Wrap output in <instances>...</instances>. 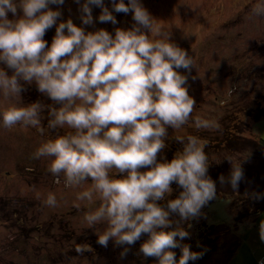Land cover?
I'll return each mask as SVG.
<instances>
[{
	"label": "clouds",
	"instance_id": "9594fccd",
	"mask_svg": "<svg viewBox=\"0 0 264 264\" xmlns=\"http://www.w3.org/2000/svg\"><path fill=\"white\" fill-rule=\"evenodd\" d=\"M50 4L63 5L64 0H20L18 5L14 0H0V63L13 73L9 76L0 69V96L14 101L25 91V84L34 82L39 93L57 105L48 109V129L67 127L72 131L44 142L34 158H54L48 171L57 178L63 175L65 187L91 181L76 199L92 203L95 197L99 201L83 217L89 228L106 225L98 234L99 245L107 247L112 238L116 245H133L142 234H150L140 252L158 258L159 264H177L176 254L168 249L180 247L176 237L183 240L188 233L179 228L158 229L171 226L170 214H178L182 220L199 217L201 209L217 198L216 183L208 175L206 140L178 135L175 140L182 151L170 162H158L167 147L169 127L177 131L191 122L197 130L220 128L215 119L193 117L196 101L184 86L187 77L175 70L190 72L194 60L169 42V33L139 0H129L127 5L124 0H112L115 12L134 13L136 23L131 30L118 28L114 37L103 29L86 34L69 19L59 24L51 47L45 50L46 30L61 15L42 11ZM90 5L102 9L101 23H117L103 0H86L81 6L84 25L93 23ZM18 7L23 17L9 20L8 12L16 15ZM252 14L264 16V2L257 3ZM43 109L39 102L26 107L11 104L2 112V125L6 129L17 125L34 128L43 135ZM226 159L232 171L227 179L220 176V184L230 185L235 192L244 172L240 162ZM173 183L182 191L178 198L167 201L165 210L158 202L172 195ZM44 203L56 207V196L49 193ZM259 235L264 241V221ZM75 250L83 254L88 246ZM127 251L125 248L121 256ZM202 255L185 245L179 264H189Z\"/></svg>",
	"mask_w": 264,
	"mask_h": 264
},
{
	"label": "rangeland",
	"instance_id": "374dc122",
	"mask_svg": "<svg viewBox=\"0 0 264 264\" xmlns=\"http://www.w3.org/2000/svg\"><path fill=\"white\" fill-rule=\"evenodd\" d=\"M14 2L18 5L20 0ZM85 2L86 0H79V3L76 0H64L63 5L50 4L42 11H59V24L71 19L86 34L103 29L114 37L116 29L131 30L136 23L133 12L117 13L112 8V0H103L104 6L116 18L117 23H101L99 16L102 9L90 5L93 23L84 25L81 6ZM115 2L119 3V0ZM139 2L169 33V42L185 50L194 60L195 66L190 72L183 68L175 69L187 77L184 86L196 101L193 117L215 119L220 125V121L226 117L224 115L233 108L244 119V112L251 101L264 91V76L257 81L250 74V68L260 66L263 61L264 16L253 15L252 8L264 0ZM124 3L129 4V0H124ZM7 16L9 20L15 21L23 17V11L18 7L16 15L8 12ZM142 32L150 36L148 30L142 29ZM64 34L68 35L67 29ZM50 47L46 42L45 50ZM0 69L5 70L9 76L13 74L3 63H0ZM27 86V91H23L21 97L14 101L0 96V264H159L158 258L145 257L140 252L150 234H142L133 245H116L114 238L109 240L107 247L97 243L98 234H102L106 225L98 224L89 228L83 217L86 212L95 210L99 201L95 197L92 203L76 199L77 193L90 187L91 181L76 188L65 187L63 175L57 178L48 171L54 158H34V153L44 142L72 130L67 127L48 129V109L57 105L39 93L34 82ZM35 102L44 106L41 112V126L45 129L43 135L34 128L25 129L19 125L12 129L3 127L2 112L5 108L11 104L26 107ZM247 121L249 132L246 131L245 137L264 141V118L257 121L247 118ZM215 131L197 130L191 122L177 131L169 127L167 147L158 156V162L168 159V146L176 143V136H198V133L209 136ZM206 154L208 162L214 164V167L225 169L222 170L227 171L229 176L232 164L226 158L231 157L233 163L240 162L244 178L239 186L245 185L247 192H252L255 188L250 173H260L258 185L263 188V192L259 196L264 198L263 149L248 147L236 153L209 151ZM147 170L150 169L140 171ZM57 179L59 183L56 182ZM49 193L56 196V207L45 205L44 201ZM77 204L79 207H76ZM169 219L172 221V228L168 231L179 228L188 233L183 240L176 237L180 247L168 249L176 254L177 264L185 245L189 246L191 252L203 254L202 258L190 260L189 264L264 263V241H261L259 235L264 211L255 221L238 223L234 220L232 198L217 194L216 199L201 209L199 217L182 220L178 214H170ZM209 226H216L211 230V239L216 237V246L212 242L204 244L205 230ZM223 228L228 232H223ZM77 246H88V250L79 254L75 250ZM125 248L128 251L122 257L121 253ZM203 259H206L205 263ZM212 259L218 261L214 263Z\"/></svg>",
	"mask_w": 264,
	"mask_h": 264
},
{
	"label": "trees",
	"instance_id": "16d2710c",
	"mask_svg": "<svg viewBox=\"0 0 264 264\" xmlns=\"http://www.w3.org/2000/svg\"><path fill=\"white\" fill-rule=\"evenodd\" d=\"M58 26L59 23L56 21L55 25H53L50 29L46 30L43 40L46 41L49 46H51L54 40V37L56 35V28ZM250 72V74L253 75L252 78H256L257 81H260L259 77L264 76V50L262 64L257 67H251ZM24 87L25 91H27V89L29 88L27 84H25ZM251 102L252 103L250 104L249 108L244 112V119L240 116L237 111H233L232 108L231 112L226 113L224 115L226 117H224L220 121L219 130H216L213 135L206 136V133H200V135L198 133V137L207 141V146L205 148L206 153H208L209 151H214L216 153H219L221 151L236 153L241 150H245L248 147L253 149L259 148L264 150V141L245 137L246 131L249 132V121H247V118H251V120L254 121L259 120V118H264V91L261 93V95H259V97L254 98ZM179 148L182 151V145L177 142L168 146L169 153L167 161L170 162L174 158L175 154L179 151ZM208 163L210 166L208 170V175L216 183L217 194L228 195L232 198L234 220L238 223H242L245 220H257L258 216L264 211V198L261 197L262 195L259 196L260 193L263 192V188L258 185L261 180L260 173H250L249 175L255 182V188L252 192H247V188L243 184H240V186H238V190L233 192L230 185L220 184V176L223 175L227 179L229 177L228 172H224L223 170L225 169L221 168L220 166L214 167V164H212L211 162ZM172 189L173 193L170 198H166L165 201L158 202L161 204V206H164L166 208L168 200H173L179 197V194L182 189L179 188L176 183L172 184ZM169 228H172V225ZM169 228H165L164 231L167 232ZM214 228H216V226H209L205 230L204 244L212 242L214 246L217 245L216 243L214 244V239H216L214 234L213 236L215 238L213 240L211 239V230L213 231ZM223 232L228 231L226 228H223ZM209 256L211 257V255ZM205 261L206 259H203L204 263ZM212 261L215 263L218 260L212 259ZM259 264L264 263L260 262Z\"/></svg>",
	"mask_w": 264,
	"mask_h": 264
}]
</instances>
